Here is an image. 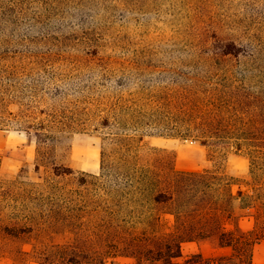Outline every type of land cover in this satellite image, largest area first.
I'll use <instances>...</instances> for the list:
<instances>
[{
	"label": "rangeland",
	"instance_id": "obj_1",
	"mask_svg": "<svg viewBox=\"0 0 264 264\" xmlns=\"http://www.w3.org/2000/svg\"><path fill=\"white\" fill-rule=\"evenodd\" d=\"M227 42L259 43L264 65V0H0V264H187L194 256L172 257L189 222L177 206L188 197L177 187L197 190L198 200L214 194L233 240L226 259L257 245L254 264H264V211L237 207L241 198L264 197L245 145L152 136L156 130L123 127L117 116L98 130L86 116L71 123L74 130L44 117L78 99L94 108L106 97L107 106H96L105 112L141 84L155 90L188 82L212 59L218 67L211 75L223 67L240 73L248 57H221L218 46ZM94 51L103 59L87 60L84 52ZM120 66L132 73L122 75ZM37 129L54 138L41 157ZM119 136L152 170L140 179L156 177L173 202L153 205L134 180L113 169L102 175L101 153L114 167ZM230 193L236 199L229 203ZM211 254L202 258L218 260Z\"/></svg>",
	"mask_w": 264,
	"mask_h": 264
},
{
	"label": "trees",
	"instance_id": "obj_2",
	"mask_svg": "<svg viewBox=\"0 0 264 264\" xmlns=\"http://www.w3.org/2000/svg\"><path fill=\"white\" fill-rule=\"evenodd\" d=\"M250 42L253 40L250 39ZM261 46L259 43L256 45L250 43L247 47L238 46L234 42L220 43L218 53L221 57H248L240 73L235 68L223 67L215 71L217 74L211 75L210 71L218 67L214 66L217 59H212L215 63L211 64L209 69L200 70L202 72L195 70L193 79L188 82L176 83L171 88L158 87L155 90L141 84L136 92L127 94L128 97L118 96L116 108L110 107L105 112H100L96 106L98 108L101 103L107 106L110 100H105L106 97L101 102L92 103L94 108L82 107L79 101L81 99L67 100L68 104L45 113V120L56 122L57 125H63L62 127H71L73 125L71 123H75L77 118L86 116L87 122L96 123L93 127L94 130H98L102 129L100 128L102 125L108 127L115 120L113 116H117L116 119L124 125L123 127L131 124L136 130H156L157 132L152 136L191 139L210 145H245L250 159V177L256 182L254 188L259 190L264 187V65L258 61ZM84 56L87 60L103 59L97 51L90 54L84 52ZM132 66L131 69H134L135 66ZM131 69L122 67L119 71L122 75H126L124 73H132ZM261 72L262 76L255 75ZM121 79L119 83L125 84ZM29 118L30 116L26 115V119ZM44 123L40 124L43 126ZM70 129L74 130L72 127ZM34 134L38 142V157H41L42 152L49 149L50 142L54 138L46 129H37ZM122 138L126 137L119 136L117 140L122 143ZM130 152L126 144L116 145L110 154L118 161L114 167L109 168L107 164L109 156L103 150L102 175L109 176L113 169L116 176L134 180V189L146 196L153 205L173 202L174 195L171 194L170 187H166L169 194L161 190L163 186L156 177L148 181L140 179L144 173L148 172L150 175L152 170L140 164L141 157L138 152L133 153L132 156L129 155ZM35 169L39 170V165H36ZM56 175L60 174L56 171ZM176 193L188 197L186 203L177 206L178 209H184V217L186 216L189 222L184 221L181 225V232L185 236L175 243L172 257L181 256L180 246L185 241L217 237L220 245H233L232 237L226 239L220 224V212L217 210L218 205L214 201L213 193H204L205 199L201 197L199 200L197 199L199 192L194 189L187 191L177 187ZM234 199L235 196L230 193L229 203ZM200 201L206 202V206L198 204ZM242 201L244 203H241ZM188 205L190 207L185 208ZM237 207L239 210L252 209L260 216L264 211V197L256 193L255 196L241 198ZM246 249L245 256L238 250V253L236 251L228 259L204 260L200 255H193L194 257L190 258L187 264H251V246H247Z\"/></svg>",
	"mask_w": 264,
	"mask_h": 264
},
{
	"label": "crops",
	"instance_id": "obj_3",
	"mask_svg": "<svg viewBox=\"0 0 264 264\" xmlns=\"http://www.w3.org/2000/svg\"><path fill=\"white\" fill-rule=\"evenodd\" d=\"M245 223H247L246 220H244V218L243 219L241 218L237 225L238 231L242 233L249 231L248 230L249 228ZM259 246L263 247L264 241H261ZM180 248H181V256H193V255L202 256L205 253L207 254L212 253L211 255H213L212 257L214 259L216 258L220 259V258H225L228 255L231 249V246H222L220 245L218 240L207 238V239H200V240H195V241L182 242ZM256 250H257V245L253 247L252 264H254Z\"/></svg>",
	"mask_w": 264,
	"mask_h": 264
}]
</instances>
